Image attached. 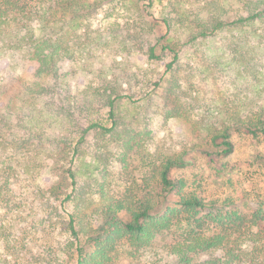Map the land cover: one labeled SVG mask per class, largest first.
<instances>
[{
    "label": "trees",
    "instance_id": "1",
    "mask_svg": "<svg viewBox=\"0 0 264 264\" xmlns=\"http://www.w3.org/2000/svg\"><path fill=\"white\" fill-rule=\"evenodd\" d=\"M0 54V264H264L262 204L247 217L186 174L190 152L224 170L235 135L264 143V0H0ZM83 60L72 93L59 64ZM153 74L142 102L121 94Z\"/></svg>",
    "mask_w": 264,
    "mask_h": 264
},
{
    "label": "rangeland",
    "instance_id": "2",
    "mask_svg": "<svg viewBox=\"0 0 264 264\" xmlns=\"http://www.w3.org/2000/svg\"><path fill=\"white\" fill-rule=\"evenodd\" d=\"M141 12L145 11L147 19L154 24L159 25L158 15L153 8H147V2L141 1L139 3ZM104 7H96L91 12V17L94 25L101 23L103 18ZM157 9V8H156ZM144 13V12H143ZM152 15V16H150ZM164 33L162 27H157L152 39L161 37ZM110 59L105 57V62H109ZM84 61V60H83ZM8 62L6 58L0 54V74H4L7 70ZM88 62H74L65 61L59 64V72L64 80L68 83L72 93H76L86 87L88 84L94 82L93 74L88 70ZM31 69L32 66L28 65ZM29 69V70H30ZM88 69V70H87ZM158 74L151 75L150 81L148 80V86L144 87L141 91L142 84L132 81L126 82L121 87V94L127 96H134L135 99L142 102L143 91L145 93H152L153 86L151 81H155ZM207 87L204 84H199L198 89L200 91L205 90ZM158 92V100H160V92ZM139 103V102H138ZM150 130L154 142L164 147V149H172L174 151L181 150L179 140L180 129L174 122H163L159 119L152 118L150 124ZM235 143V152L232 156L224 159L225 169L222 170L218 164L210 163L208 158L194 152H190L186 159L191 162L192 165L186 169V174L190 178L193 174H199L202 176L203 188L205 191L202 195L206 196V199H221L224 197H232L235 201L233 209L238 210L240 213L245 214L247 217L256 209L260 203L264 211V143L258 139H251L249 137H243L235 135L233 137ZM17 185H15V188ZM21 191L20 189H17ZM32 198V196H30ZM21 227L28 228L29 224L25 223ZM23 229V228H22ZM17 231V230H16ZM41 237L39 234L36 235ZM168 234H163L161 237H157L153 241V246H159L166 244L169 239ZM47 239H50L47 237ZM43 239H34L31 246L40 244ZM35 249H37L35 247ZM3 247L0 244V252ZM154 248H147L139 252L138 260L127 259V264H145L155 261ZM204 256H196L194 260H203Z\"/></svg>",
    "mask_w": 264,
    "mask_h": 264
}]
</instances>
